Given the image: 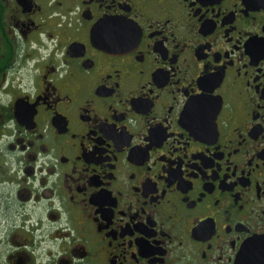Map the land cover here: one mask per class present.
<instances>
[{"label":"flooded vegetation","instance_id":"flooded-vegetation-1","mask_svg":"<svg viewBox=\"0 0 264 264\" xmlns=\"http://www.w3.org/2000/svg\"><path fill=\"white\" fill-rule=\"evenodd\" d=\"M0 264H264V0H0Z\"/></svg>","mask_w":264,"mask_h":264}]
</instances>
